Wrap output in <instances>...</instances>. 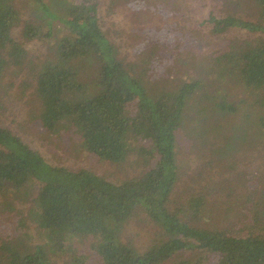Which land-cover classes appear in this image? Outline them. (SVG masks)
Here are the masks:
<instances>
[{"label":"trees","instance_id":"1","mask_svg":"<svg viewBox=\"0 0 264 264\" xmlns=\"http://www.w3.org/2000/svg\"><path fill=\"white\" fill-rule=\"evenodd\" d=\"M197 2L109 0L108 11L128 7L141 24L180 16L169 27L155 24L153 41L142 33L147 28L134 34L146 38L141 52L149 60L162 49L165 33L169 46L185 28ZM251 2L255 20L211 12V30L264 32V0ZM102 5V0H0V87L6 70L27 57L26 42L41 41L48 51L35 84L42 125L51 132H69L84 152L101 162L125 161L136 141L144 168L138 175L113 181L84 166L52 164L0 121V193L3 189L29 193L28 187L37 186L36 234L46 239L33 243L22 210L14 199L6 201L7 211L19 213L16 225L1 237L0 263L54 264L51 255H80L73 242L90 239L100 264H264V171L252 169L264 154L263 37L234 45L227 55L230 66L240 71L243 92L262 106L240 109L239 99L228 101L230 93L217 94L219 89L213 86L204 89L205 79L199 75L176 77L174 82L161 78L156 88L148 86L149 65L138 71L139 62L121 54L101 24ZM20 26L26 41L17 37ZM89 83H96L97 92ZM201 98L211 104L195 108ZM189 107L198 110L195 116L189 115ZM185 125L189 133L185 140H195L192 152L203 154L204 147L218 153L230 175L212 173L208 180L203 178L201 190L173 203L171 195L181 177L177 137ZM248 152H253L251 160L239 168ZM211 192L225 199L216 200ZM219 202L229 205L221 208ZM235 208V218L225 222ZM142 214L155 228L143 249L131 236L123 239L130 221H146ZM78 262L85 264L83 258Z\"/></svg>","mask_w":264,"mask_h":264},{"label":"rangeland","instance_id":"2","mask_svg":"<svg viewBox=\"0 0 264 264\" xmlns=\"http://www.w3.org/2000/svg\"><path fill=\"white\" fill-rule=\"evenodd\" d=\"M108 2L109 0H102L101 24L104 29L109 31V38L119 46L121 54L128 61L139 62L138 71L149 65L150 70L147 77H145L148 86L154 85V88H156V83L160 82L161 78L174 82L176 77L189 78L199 75L205 79L204 89L213 86L214 89H219L217 94L230 93L231 96L228 101L234 102L239 99L240 103L238 104L239 101H237L236 104L240 106V109L242 107H262L259 103H254L253 96L250 93L243 92V87L239 82V79L242 80L240 71L236 67L230 66L233 62L227 55L233 52L234 45L240 46L246 40L256 41L257 38L261 39L262 37L264 40V32L252 33L246 29L232 27L231 30L229 29L230 31L216 34L211 30L212 24L208 21L211 12L219 17H228L229 19L230 17H242L255 20L251 0H199L192 16L187 19L191 11L187 15L185 28L175 35L169 46L165 33L161 45L162 49L157 52L155 57H150L149 60H147L146 54L141 52L144 49L143 39L149 38L153 41L156 35L154 34L155 28L152 27L155 24L162 25L164 23L169 27L179 21L180 16L175 18L166 17L165 21L161 17L157 19V22L154 19V24L141 21V24L133 17L134 10L122 6L117 7L115 12H109ZM161 5L164 6L163 2ZM202 21L203 24H201ZM55 24L61 30L62 26L57 25L60 23L56 21ZM181 24L183 25L184 21ZM141 27L147 28L142 32L147 35L146 38L139 36V33L134 35ZM17 29L18 39L26 41L21 34L22 27L20 26ZM150 31L151 33H149ZM54 40L59 39L55 36ZM26 49L28 51L27 57L19 64L13 63L2 78L4 85V87H0V121L2 125L21 136L25 142L38 150L52 164L64 165L73 169L84 166L96 171L98 174L109 177L113 181L138 175L144 166L138 152V145L140 144L136 141H132L129 156L125 161L121 163L101 162L84 152L78 146V138H75L69 132H51L42 125L40 120L41 107L36 98L35 84L36 72L39 71L43 60L48 55L47 46L45 47V44L41 41L31 40L26 42ZM199 62L203 64L202 67L198 65ZM205 67V74L203 75V68ZM89 84L97 92L98 86H96V83ZM149 90L153 92V89ZM242 100H249V103L247 104ZM194 103H190V105L192 106ZM210 104L208 98H201L195 103V108ZM262 105L264 107V104ZM226 106L228 107L229 104ZM196 111L198 110L189 107L188 113L192 117L196 115ZM237 114L239 113L237 112ZM232 116L233 112L230 113V117ZM187 124H189L188 121ZM186 125L180 129V135L177 137L176 150L181 177L171 195L173 203L184 201L196 190H201L203 183H205L203 178L208 180L212 173L216 177L222 174L230 175L227 162L221 161L218 153L212 154L209 148L205 149L204 147L203 154L192 152L196 149L194 147L195 140L192 137L187 141L185 140L186 134H189ZM238 154L241 159V152ZM252 155L253 152H248L238 167L244 168L243 162L251 160ZM261 157H264V154ZM261 157L257 159V165L252 167V169L258 168L256 170L260 172L264 171V158L261 162ZM201 170H203L202 175L199 174ZM28 188L29 193L18 191V196L7 189H3V192L0 193V241L1 237L12 230L18 220L19 212L14 209H12L13 211H7L5 203L10 199H14L16 208L22 210L30 229L32 228L30 231L34 236L33 243L41 244L45 242V238L38 237L36 234L40 221V212L33 205L34 196L37 194V186ZM215 193L211 192L216 200L225 199V196L222 197L219 192L218 195ZM171 205L174 204L171 203ZM218 205L225 208L229 203L219 202ZM233 211H238V209L231 210L232 214L230 218L225 219V222L235 218ZM142 217H146V221L137 222L138 220H132L126 225L123 231V239L128 241L127 237L131 236L135 241L134 243L143 249L152 239L155 228L152 226L154 224L147 220L148 217L145 214H142ZM223 217L224 214H221L220 219L225 223L222 220ZM91 242L90 239H76L73 244L76 246V252L80 255H72V252L53 254L51 260L54 264H79L78 260L83 258L85 264H100V257L92 250ZM204 264L210 263L204 262Z\"/></svg>","mask_w":264,"mask_h":264}]
</instances>
